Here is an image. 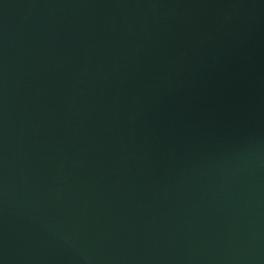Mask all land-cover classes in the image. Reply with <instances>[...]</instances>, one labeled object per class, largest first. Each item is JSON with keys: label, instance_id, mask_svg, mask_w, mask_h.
Listing matches in <instances>:
<instances>
[{"label": "water", "instance_id": "95a60500", "mask_svg": "<svg viewBox=\"0 0 264 264\" xmlns=\"http://www.w3.org/2000/svg\"><path fill=\"white\" fill-rule=\"evenodd\" d=\"M0 264H264V0H0Z\"/></svg>", "mask_w": 264, "mask_h": 264}]
</instances>
